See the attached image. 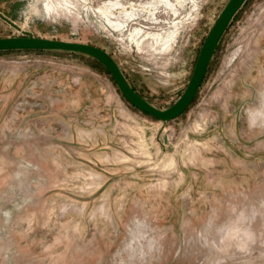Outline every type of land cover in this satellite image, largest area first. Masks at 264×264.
<instances>
[{
	"label": "rangeland",
	"instance_id": "rangeland-1",
	"mask_svg": "<svg viewBox=\"0 0 264 264\" xmlns=\"http://www.w3.org/2000/svg\"><path fill=\"white\" fill-rule=\"evenodd\" d=\"M229 1L0 0V39L98 47L165 110ZM0 264H264V0L170 122L90 57L1 53Z\"/></svg>",
	"mask_w": 264,
	"mask_h": 264
},
{
	"label": "water",
	"instance_id": "water-1",
	"mask_svg": "<svg viewBox=\"0 0 264 264\" xmlns=\"http://www.w3.org/2000/svg\"><path fill=\"white\" fill-rule=\"evenodd\" d=\"M246 2L247 0H230L226 5L203 43L187 88L179 100L165 110L156 108L136 92L117 62L106 51L98 47L29 36L1 38L0 52L60 51L90 57L110 73L119 91L131 106L158 121L170 122L180 118L192 105L223 35ZM0 16L16 27L15 23L7 20L1 14Z\"/></svg>",
	"mask_w": 264,
	"mask_h": 264
},
{
	"label": "trees",
	"instance_id": "trees-1",
	"mask_svg": "<svg viewBox=\"0 0 264 264\" xmlns=\"http://www.w3.org/2000/svg\"><path fill=\"white\" fill-rule=\"evenodd\" d=\"M1 53H9V52H0V54ZM96 61V60H95ZM97 62V61H96ZM99 63V62H98ZM100 64V63H99ZM102 66V65H101ZM107 71V70H106ZM107 73H108V75H110V73L107 71ZM111 76V75H110ZM112 78V77H111ZM112 80H113V78H112ZM114 81V80H113ZM116 84V83H115ZM147 115V114H146ZM149 116V115H148Z\"/></svg>",
	"mask_w": 264,
	"mask_h": 264
},
{
	"label": "crops",
	"instance_id": "crops-1",
	"mask_svg": "<svg viewBox=\"0 0 264 264\" xmlns=\"http://www.w3.org/2000/svg\"><path fill=\"white\" fill-rule=\"evenodd\" d=\"M0 14L2 15V16H4V14L3 13H1L0 12ZM7 20H9V21H11V22H13V23H15L14 21H12V20H10V19H8L6 16H4ZM4 19V18H3Z\"/></svg>",
	"mask_w": 264,
	"mask_h": 264
},
{
	"label": "built area",
	"instance_id": "built-area-1",
	"mask_svg": "<svg viewBox=\"0 0 264 264\" xmlns=\"http://www.w3.org/2000/svg\"><path fill=\"white\" fill-rule=\"evenodd\" d=\"M19 32H21V31H19ZM22 33L27 34V33H25V32H22Z\"/></svg>",
	"mask_w": 264,
	"mask_h": 264
},
{
	"label": "bare ground",
	"instance_id": "bare-ground-1",
	"mask_svg": "<svg viewBox=\"0 0 264 264\" xmlns=\"http://www.w3.org/2000/svg\"><path fill=\"white\" fill-rule=\"evenodd\" d=\"M24 32V31H23Z\"/></svg>",
	"mask_w": 264,
	"mask_h": 264
}]
</instances>
